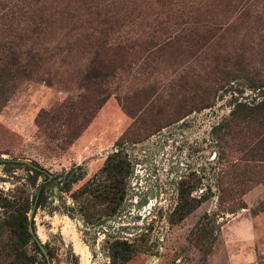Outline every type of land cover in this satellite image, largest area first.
<instances>
[{
  "label": "rangeland",
  "instance_id": "374dc122",
  "mask_svg": "<svg viewBox=\"0 0 264 264\" xmlns=\"http://www.w3.org/2000/svg\"><path fill=\"white\" fill-rule=\"evenodd\" d=\"M75 1L47 0L51 10L46 15L39 12L41 2L31 7L33 13L29 14L27 0H0V69L15 57L21 70L32 64L30 56L41 58L40 69L32 78L25 79L27 73H22L4 81L8 96L0 98V157L35 161L53 175L80 166L86 176L73 190L97 173L120 139L125 138L123 151L132 166L126 200L97 234H84L79 220H71L59 210L37 211L36 235L51 249L52 264H68L73 254L78 264H107L106 242L112 238L136 247L138 252L126 264H264V186L251 187L238 199V209L223 214L215 181L220 161L235 166L239 158L228 149L232 143H222L215 128L228 115L233 97L250 100L253 93L243 89L245 80L237 77L242 75L236 71L234 83L218 92L210 108L201 109L189 99L188 90L174 87L205 80L212 52L221 57L226 48L215 46L208 52L192 35L196 42L187 44L184 35L170 31L154 34V20L159 16L154 0H123L129 1L133 10L130 20L135 25L119 32V41L159 42L171 37L174 46L152 55L143 47L135 48L122 57L121 69L102 91L91 95L82 87L89 41L79 42L68 25L67 16L76 15ZM185 1L200 3L206 20L211 14L228 22L241 17L229 36L234 44L229 58L235 61L242 56L243 76L264 78V0H225L232 6L242 4V9L247 6L249 10L238 15L232 13L234 9L218 7V2L211 6L214 0ZM44 18L57 23L49 25L41 36L31 33L42 27ZM105 92L110 98L72 141L88 122L93 102ZM80 105L81 113L77 110ZM190 106L196 109L191 111ZM11 180L0 167V191L8 193ZM180 186L190 189V198H199L208 189L213 197L180 219L174 214ZM223 189L237 190L228 184ZM227 193L223 197L230 204L232 194L226 197ZM61 196L72 206L68 195ZM204 214L213 221L215 238L197 243L191 232ZM104 230L109 237L103 235Z\"/></svg>",
  "mask_w": 264,
  "mask_h": 264
},
{
  "label": "trees",
  "instance_id": "16d2710c",
  "mask_svg": "<svg viewBox=\"0 0 264 264\" xmlns=\"http://www.w3.org/2000/svg\"><path fill=\"white\" fill-rule=\"evenodd\" d=\"M27 1L29 4L26 7L30 8L29 14L33 13L31 7L40 2L42 7L39 12H46L45 14L48 15L51 10V4H47V0ZM216 2H218V7L226 10L234 9L232 13H237V15L245 14L249 10L247 6L242 9L240 3L232 6L225 0H214L211 6ZM128 4L129 1L124 2L123 0H76L73 3L76 15L67 16L70 19L68 25L71 26V31L77 33V40L79 42L89 41L86 44L88 58L82 87L90 90L91 95L102 91V87L107 84L109 78H113L116 71L121 69L119 62L122 57L131 55L135 48L143 47L150 52L149 55H152L154 52L170 50L174 46L171 37H166L159 42L154 39L119 41L116 35L135 25L130 20L133 10H130ZM154 4L159 9V16L155 18L154 23L156 24L152 28L154 34L166 35L170 31L176 35H184V42L187 44L196 42V39L190 36L192 35L204 43L208 52L215 46L221 49L226 48L222 49L224 55L221 57H216L214 51L212 52L213 57L205 80L177 83L174 86L176 89L188 90L191 94L189 99L200 104L201 109L210 108L218 92L225 91L234 83V78H236L234 71H236L242 75L237 77L245 80L241 84L243 89H248L253 93L250 100H239L233 97L228 115L215 128L221 135L222 143L226 145L227 142L232 143L228 149L239 154L235 166L233 162L220 161L215 178L219 209L223 214L232 213L238 209V199L246 191L256 184L264 186V78L254 75L249 78L243 76L245 69L240 65L242 56L238 55L235 61L229 58L234 50V44L229 36L234 33L235 22L241 17L237 21L228 22L219 19L216 14H211V19L206 20V12L199 7L200 3L185 0H154ZM52 23L57 22L44 18L41 20L42 27L40 29L35 27L30 32L41 36ZM55 55L52 54V57ZM29 59L32 64L28 65V69L21 70L16 57L0 69V98L5 100L8 96L5 91L6 78L13 80L18 75L27 73L25 79H30L40 69L38 61L41 58L30 56ZM210 76L213 78L209 79ZM110 96L105 92L101 99L93 102L88 122L73 136L72 141L79 138L81 132ZM81 105L77 109L80 113L84 111ZM195 109L196 107L190 106L191 111ZM124 142L125 138L117 141L115 144L117 148L106 157L103 166L76 190H73L74 185L84 180L86 176L85 170L80 166H73L68 170H63L60 174L53 175L35 161L26 162L0 157L2 172L12 178L10 182L12 188L9 192L0 191V264H47V261L52 264L51 249L41 244L36 235L35 216L38 210L46 209L49 213L59 210L71 220H79L84 234H97L98 228L102 230L105 222L119 213L126 200L132 166L123 151ZM233 168L239 169V172L232 171ZM19 172H22V175H19ZM224 184L234 186L237 190H225L223 189ZM225 191H228L226 197L232 194L230 204L223 197ZM62 194L70 197L72 206L66 205ZM212 197L208 189L199 198H190V189L180 186L179 201L174 214L183 219L197 209L201 203ZM212 225L213 221L207 214H204L191 232L192 240L197 243L214 240ZM108 233L103 231L104 236L110 235ZM106 243L109 259L107 264H126L138 252L136 247L126 240L112 238ZM92 245L88 246L92 247ZM68 264H78V259L74 254L73 261H68Z\"/></svg>",
  "mask_w": 264,
  "mask_h": 264
},
{
  "label": "water",
  "instance_id": "95a60500",
  "mask_svg": "<svg viewBox=\"0 0 264 264\" xmlns=\"http://www.w3.org/2000/svg\"><path fill=\"white\" fill-rule=\"evenodd\" d=\"M30 232L32 233V229L30 228ZM47 264H51L50 261H47Z\"/></svg>",
  "mask_w": 264,
  "mask_h": 264
}]
</instances>
